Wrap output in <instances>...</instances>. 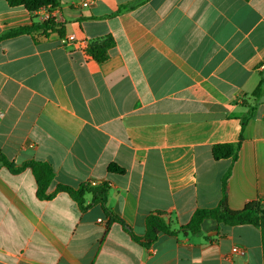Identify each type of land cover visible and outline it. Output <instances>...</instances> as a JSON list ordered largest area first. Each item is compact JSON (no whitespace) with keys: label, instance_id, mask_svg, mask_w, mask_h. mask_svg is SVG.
Masks as SVG:
<instances>
[{"label":"crops","instance_id":"crops-1","mask_svg":"<svg viewBox=\"0 0 264 264\" xmlns=\"http://www.w3.org/2000/svg\"><path fill=\"white\" fill-rule=\"evenodd\" d=\"M57 7L61 28L0 0V153L20 169L0 163V264H263L253 225L206 219L146 248L100 204L82 210L57 187L108 184L107 206L139 237L153 212L182 226L219 206L229 170L231 209L264 204V90L253 95L264 81V0ZM108 35L115 45L97 62L86 48ZM241 137L236 159H214L215 145ZM33 161L54 171L50 199L37 194Z\"/></svg>","mask_w":264,"mask_h":264},{"label":"trees","instance_id":"trees-1","mask_svg":"<svg viewBox=\"0 0 264 264\" xmlns=\"http://www.w3.org/2000/svg\"><path fill=\"white\" fill-rule=\"evenodd\" d=\"M10 7L23 6L29 12L35 14L40 9L48 6H58L59 0H6ZM34 27L30 28H17L11 30L3 35V37H15L21 34L31 32ZM115 45L112 36L108 35L104 38L94 40L89 43L86 48V53L97 62H104L109 57V51ZM264 90V81H261L254 92V97L258 98ZM245 123V122H244ZM243 123V125H244ZM241 140L238 143H226L215 145L212 149L213 157L215 160L233 158L236 159L238 151L241 146ZM0 163L9 168L13 173L20 171L11 163L3 154L0 153ZM35 176L37 183V194L40 198L50 199L53 195L47 194V190L51 185L54 178V171L49 164L41 162H30L27 164ZM109 170L118 173H124V169L115 164L109 166ZM231 171L229 170L223 179V198L219 206L210 209H198L194 212L190 222L186 225L179 226L170 221L165 213L153 212L146 218V233L143 237L137 236L132 228L125 223L119 216L114 214L107 206L109 186L106 183L94 185L91 182L83 183L78 188H73L65 185H58L57 192H66L70 194L79 204L82 210H86L92 205L100 204L111 222H118L130 234L133 240L141 243L146 248H150L159 238L161 234L175 236L180 233H197L201 230V225L204 220L212 219L217 224L227 226L237 225H253L260 229L262 245H263V260H264V204L261 200H253L245 204L242 209H231L227 202L226 197V182L230 177ZM90 195L91 201L87 204L86 197ZM264 264V262H263Z\"/></svg>","mask_w":264,"mask_h":264},{"label":"built area","instance_id":"built-area-1","mask_svg":"<svg viewBox=\"0 0 264 264\" xmlns=\"http://www.w3.org/2000/svg\"><path fill=\"white\" fill-rule=\"evenodd\" d=\"M88 4H89L88 2L83 3L84 6H87ZM36 14L38 16H41L43 22L51 23L54 26H56V28H61L64 23L62 14L57 6H48V7L42 8ZM74 39L75 37L73 35L66 38V40H69V41H74ZM259 68L260 70H264V62L260 65ZM233 251L239 252V253L245 252L244 249H241L238 247L233 248Z\"/></svg>","mask_w":264,"mask_h":264}]
</instances>
